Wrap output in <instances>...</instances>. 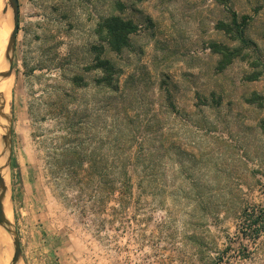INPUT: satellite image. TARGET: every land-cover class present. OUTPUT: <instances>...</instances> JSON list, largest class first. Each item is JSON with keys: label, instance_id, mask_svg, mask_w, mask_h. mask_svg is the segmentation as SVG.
I'll return each mask as SVG.
<instances>
[{"label": "rangeland", "instance_id": "rangeland-1", "mask_svg": "<svg viewBox=\"0 0 264 264\" xmlns=\"http://www.w3.org/2000/svg\"><path fill=\"white\" fill-rule=\"evenodd\" d=\"M19 1L13 45L14 10L0 4V68L10 55L14 69L7 110L0 100L12 221L0 263L15 264L18 236L21 264H264V0ZM227 4L249 17L245 43L217 29ZM113 14L140 25L123 53L105 50L116 90L91 68ZM212 42L246 57L218 71ZM130 122L150 139L154 176L130 164L129 188L120 176L111 192L75 186L67 149L84 141L109 171L136 154Z\"/></svg>", "mask_w": 264, "mask_h": 264}, {"label": "trees", "instance_id": "trees-1", "mask_svg": "<svg viewBox=\"0 0 264 264\" xmlns=\"http://www.w3.org/2000/svg\"><path fill=\"white\" fill-rule=\"evenodd\" d=\"M119 10L126 8L125 4L119 0L116 3ZM228 5V4H227ZM228 18L221 19L217 23V29L224 32L226 36L232 40H240L245 43V29L248 25V16L239 17L236 10L228 5ZM140 25L133 19L125 18L119 14H113L103 18L97 25V35L104 45L95 48V62L91 66L92 69L101 72L98 82L112 90L116 87L118 68L116 63L104 56L105 50L109 49L116 54L123 53L132 44V37L138 33ZM107 47V48H106ZM212 52L219 55L217 64L218 71H224L236 59L245 58L242 46H230L223 42H212L210 44ZM166 98V101H168ZM174 106L173 102H168L166 106ZM124 146L133 149L136 146V154L133 160H114L108 163V170L105 172L104 160L96 157H88L87 149L84 147V141L76 144L74 148L67 149L69 153L67 158L62 160V164L68 169V177L77 187L89 189L93 185L98 186L100 191L111 192L117 185L118 177L122 179L125 188L131 186V177L129 175V166L133 164L143 168L149 178L154 174L157 168V158L155 152L151 148L148 136L139 140V135L144 131L140 127L128 123L125 129ZM146 135H149L147 132ZM116 148V147H115ZM120 168V170L118 169ZM154 176V175H153Z\"/></svg>", "mask_w": 264, "mask_h": 264}, {"label": "water", "instance_id": "water-1", "mask_svg": "<svg viewBox=\"0 0 264 264\" xmlns=\"http://www.w3.org/2000/svg\"><path fill=\"white\" fill-rule=\"evenodd\" d=\"M9 1H10V4H11L13 10H14V28H13L11 38H10V45H13L17 39V35L19 32V28H20V1L19 0H9ZM13 70H14L13 69V61H12V58H9V70H8V72L0 73V75L11 76L13 74ZM6 190H7V181L2 175L1 167H0V224L4 223L3 200L5 197ZM14 243H15L14 260H15V263H17V261L20 260L19 258L21 256V252H22L21 241H20L18 236L15 237Z\"/></svg>", "mask_w": 264, "mask_h": 264}, {"label": "bare ground", "instance_id": "bare-ground-1", "mask_svg": "<svg viewBox=\"0 0 264 264\" xmlns=\"http://www.w3.org/2000/svg\"><path fill=\"white\" fill-rule=\"evenodd\" d=\"M3 1L4 0H0V4ZM0 19L2 21V18H0ZM6 36H7L6 33L2 30V28H0V54H1L2 50L4 49V46L7 42V39L5 38ZM1 57H2V54L0 56V59H1ZM9 58H10V55H9ZM8 67H9V60H8V63L6 66H4L3 68H0V73L5 72L8 69ZM13 80H14L13 75H11V76L1 75L0 76V94H1L0 100L4 104L5 110H7L5 100L10 101V93H11L12 86H13ZM4 161L5 160L3 158H2V160L0 159V166L1 167L4 165ZM1 172H2L3 177L6 179L7 176H6V173H5V170L3 167L1 168ZM7 188H8V185H7ZM3 204H4V223L7 225V224L12 222L10 219V209H9L8 204H7V190L5 193ZM15 264H21V260H18L17 263H15Z\"/></svg>", "mask_w": 264, "mask_h": 264}, {"label": "crops", "instance_id": "crops-1", "mask_svg": "<svg viewBox=\"0 0 264 264\" xmlns=\"http://www.w3.org/2000/svg\"><path fill=\"white\" fill-rule=\"evenodd\" d=\"M7 260H8V258H7ZM9 261V260H8Z\"/></svg>", "mask_w": 264, "mask_h": 264}]
</instances>
